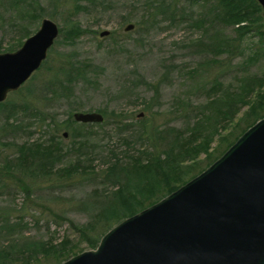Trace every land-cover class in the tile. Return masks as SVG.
I'll return each mask as SVG.
<instances>
[{
	"label": "trees",
	"instance_id": "trees-1",
	"mask_svg": "<svg viewBox=\"0 0 264 264\" xmlns=\"http://www.w3.org/2000/svg\"><path fill=\"white\" fill-rule=\"evenodd\" d=\"M129 1L123 23L132 24L140 33L176 23L197 35L185 44L197 61L177 70L178 74L184 71L185 76L180 77L189 83L186 97L178 98L171 112L174 119L182 118L185 122L183 130L153 126L143 119L134 122L131 117L104 109L96 110L104 118L102 123H76L73 111L77 107L72 106L68 108V118L59 122L49 109L54 108V102L68 101L74 96L77 85L91 84L94 67L78 60L74 52L55 53L54 47L60 43L74 45L88 34L74 18L93 4L109 8L110 1L7 0L9 25L19 33L7 52L16 51L22 45L21 39L31 36L28 25L37 24L48 9L49 18L64 11L66 17L57 41L39 68L43 72L29 80L38 77V81L9 94L0 104V197L8 195L14 199L15 191L20 190L29 198L34 195L31 186L35 181L48 183L52 177L59 182L57 189H70L78 182L84 184L88 178H101V185L106 187L93 192L95 202L80 204L89 215L86 224L76 225L65 215L59 218L76 231L78 240L86 243L89 250L95 249L116 224L200 174L264 118V15L256 0H184L186 8L179 7V0ZM137 6L143 7L139 18ZM259 67L262 72L255 73ZM138 78L143 79L140 75ZM141 84L153 86L145 81L138 82V86ZM158 94V86H154L153 96L157 98ZM193 97L203 100L194 102ZM107 116L113 118L110 124L115 132L127 134L121 143L128 150L122 158L111 151L107 160H101L106 168L96 172L93 163L98 147L94 140H98L99 134L93 128L106 127ZM72 125L81 130L72 129L68 145L59 132L68 131ZM37 131L41 135L31 141ZM216 138L219 150L213 156L210 149ZM135 144L143 149L131 154L129 149ZM6 149L9 152L5 153ZM203 154L206 165L199 161ZM37 212L33 206L0 207V264H61L84 251L77 250L79 244H73L68 237L55 242L52 238L26 236L29 227L40 222L35 216Z\"/></svg>",
	"mask_w": 264,
	"mask_h": 264
},
{
	"label": "rangeland",
	"instance_id": "rangeland-1",
	"mask_svg": "<svg viewBox=\"0 0 264 264\" xmlns=\"http://www.w3.org/2000/svg\"><path fill=\"white\" fill-rule=\"evenodd\" d=\"M109 1L111 6L109 8L95 4L89 5L87 12H81L74 18V21L79 23L83 29L89 31L88 34L80 37L74 45L60 43L54 47L55 53L74 52L78 60L87 61L94 67V73L90 76L91 84L77 85L74 96L68 101L63 99L54 102V108L49 109V112H54L57 120L62 122L68 118L70 106L77 107L73 113L96 112L98 109H104L108 113L131 117L134 122L143 119L153 126L163 125L162 128L183 130L186 126L185 122L182 118L174 119L171 112L177 99L186 97V93L189 92L187 89L189 83H184L182 79L185 76L184 71L182 74H178L177 70H183V66L197 61V58L190 56L185 47L187 40L190 41L197 35H194L193 31L186 26L176 23L158 25L147 34H142L135 28L126 32L125 29L128 24L123 23V17L126 16V11L129 12L130 1ZM177 2H179V7L186 8L184 0ZM7 5V0L0 2V54L8 53L7 49L19 36L17 28L13 29L9 25L11 15L6 10ZM137 8L140 11L136 17L139 18L143 7L137 6ZM49 13L50 10L48 9L43 19L54 21L60 28L66 17V11L55 18H49ZM43 19L35 25H31V23L28 25L31 35L39 29ZM105 31L109 32V35L100 37V33ZM24 41L25 39H21L22 44ZM96 67L98 68L96 69ZM42 72V69L38 70L31 77ZM254 72L261 73L262 69L259 67ZM139 75L142 76V80L137 79ZM29 80L23 86L35 84L38 77L32 82ZM140 81H145L153 86L150 88L144 84L138 86ZM154 86H158L159 89L157 98L153 96ZM202 100L201 97H193L194 102H202ZM146 106L149 107L145 109ZM140 115L143 116L140 117ZM112 119L111 116H107L106 127L102 129L93 128V131H97L99 134L98 140H94L98 147L97 155H95L97 158L95 157L93 163L96 172L106 168V164L102 163L101 160H107L111 151L117 155L119 153L118 156L122 158V153L128 150L121 143V139L125 138L127 134L115 132L112 124H110ZM73 128L81 130L78 125H72L68 131L59 132L61 137L66 132L68 133V138L67 136L62 138L65 144L70 145L72 140L70 132ZM40 135V132H35L30 138L31 141ZM22 139L20 142L23 141ZM211 146L210 152L213 153V156L217 155L216 151L219 150L218 138ZM142 147L135 144L129 149V152L135 154V151L143 149ZM6 152L9 151L6 149ZM205 160V155H201L199 161L202 164H207L208 161ZM100 180L101 178L96 180L88 178L87 181L83 182L84 184L78 182L70 189H57L59 182L55 177H52L48 183L37 180L34 182V186H31L34 195L27 198L20 190L18 193L15 191L14 199L8 195L0 197V207H36L38 212L35 216L40 222L29 227L30 231L25 233L26 236L44 238L45 240L52 238L55 242H60L64 237H68L73 241V244H79L76 247L77 250L86 251L89 250L87 244L78 240L79 235L76 231L67 222H63L59 218L65 215L76 225L86 224L89 221V215L84 212L80 204L82 202H95L93 192L106 187L101 185ZM48 187L55 190L48 191L46 190ZM49 211L57 215L58 218L51 217ZM26 220L31 222L30 218H26ZM46 226L49 227V232L46 231Z\"/></svg>",
	"mask_w": 264,
	"mask_h": 264
},
{
	"label": "water",
	"instance_id": "water-1",
	"mask_svg": "<svg viewBox=\"0 0 264 264\" xmlns=\"http://www.w3.org/2000/svg\"><path fill=\"white\" fill-rule=\"evenodd\" d=\"M256 1L264 15V0ZM59 32L43 19L18 50L0 54V104L39 70ZM73 120L104 118L76 112ZM61 264H264V118L200 174Z\"/></svg>",
	"mask_w": 264,
	"mask_h": 264
}]
</instances>
